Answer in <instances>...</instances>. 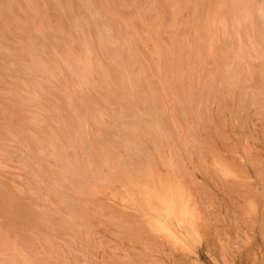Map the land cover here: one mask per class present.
Here are the masks:
<instances>
[{
    "label": "bare ground",
    "instance_id": "6f19581e",
    "mask_svg": "<svg viewBox=\"0 0 264 264\" xmlns=\"http://www.w3.org/2000/svg\"><path fill=\"white\" fill-rule=\"evenodd\" d=\"M178 30L187 38L184 66L169 56L174 53L171 49L176 47ZM227 34L235 40L234 53L238 51L244 63L248 78L244 85L237 76L242 70L237 74L234 63L225 75L228 79L223 72L218 75L221 65L212 66L210 73L209 50L217 49L226 40L221 41L222 35ZM150 41L160 49L161 64L173 68V76L164 81L161 91L164 113L152 94L153 82L150 88L151 79L147 81V72L154 73L147 70L153 61L145 67L138 53L145 52L139 44L144 47ZM124 53L132 56L134 64ZM1 56L13 69L20 70L13 62L32 67L27 71L34 76L27 79L33 86L28 88L23 80L13 83L21 88L19 95L27 93V103L34 100L32 104L38 105L42 115L36 121H30L31 116L22 119V129L29 144L37 146L38 163L55 173L58 187L52 184L46 192L39 177H27L28 171V181L22 180L25 172L20 168L13 182L4 180L2 175L14 170L0 161V264H72L71 256L77 264H93V232H75L64 223L74 212L67 208L71 195L79 201L107 195L109 184L122 185L119 192L126 196L140 198L144 193L143 208L154 226L180 243L160 219L174 220L188 232L183 220L187 194L182 181L186 174L194 182L188 164L195 165L192 161L198 158L200 169L221 183L236 177L222 162L215 167L207 163L205 151L213 152L215 147L200 133L208 126V99L224 89L213 85L216 78L209 79L216 73L217 79L223 73V84L229 88L244 89L246 106L264 108V0H0ZM138 60L140 64L135 65ZM158 67L165 74L167 67ZM35 77L48 81L45 94L38 93L40 81ZM57 98L64 101L65 108ZM3 105L15 113L18 107L25 109L11 99L6 87L0 89ZM36 113L33 110L31 115ZM178 117L183 125L174 132L169 127H174ZM32 184L44 189L41 193L47 199L41 202L34 186L29 193L27 185ZM230 184L232 192L239 190L234 181ZM95 207L98 212L88 211L105 214L106 205ZM78 219L74 215L73 223L79 224ZM122 260L118 263L130 264Z\"/></svg>",
    "mask_w": 264,
    "mask_h": 264
},
{
    "label": "rangeland",
    "instance_id": "374dc122",
    "mask_svg": "<svg viewBox=\"0 0 264 264\" xmlns=\"http://www.w3.org/2000/svg\"><path fill=\"white\" fill-rule=\"evenodd\" d=\"M228 36V34L226 36L222 35L224 39L221 41L226 39V42L220 41L219 47L216 46V48L218 47L219 49L212 48L213 51L209 50V54L211 53V57L208 54L211 58V60H209L210 65L213 64L211 67L215 66V68L221 65V68H217L218 75L223 72L224 79H228L226 74L232 70V68L229 69V67H233L235 64L236 67L233 69L237 71V74L242 70V72L239 73L241 75L238 74L237 76L240 77L238 78L242 81V85H244L246 80H248V78H246V73L243 72L244 63L239 53H237L238 51L235 50L234 53L233 42H235V40L231 35L230 38H228ZM185 39L187 38L181 36L178 30L176 37L177 48H172L171 50H174V53H170L171 55H169L171 58L173 57V62L179 64V66H184L187 62L183 46L186 44L184 41ZM231 39L233 44L229 42ZM168 43L171 44L172 41ZM222 43H225L223 46L227 49L226 52L222 51ZM139 48H141L140 51L145 49L144 51L146 52H144L146 55L145 58L143 52V55L138 52L139 56H141L140 60L143 57L141 61H144V65L153 61V63L151 62L149 64V67L145 65L148 71H152L153 69L154 73L153 71L152 73L155 74L153 76L151 72H147V81L151 79L149 83L153 82V87L151 83L149 86L150 88L152 87V94H155L154 96L155 99H157L158 108L161 113H164L166 105L163 99L160 98L162 96L161 91L164 81H167L168 77L173 76V68L167 65L168 63L165 65L161 64L162 60L159 59L160 49L158 47L156 48L153 41L148 43L144 42V47L140 43ZM224 48L223 50H225ZM156 49H158V51ZM175 49L178 50L175 52ZM150 50L152 51L150 52ZM217 50L218 52L221 51L220 53H222L223 56L222 59L221 54L218 53ZM213 52L220 54L221 57ZM236 53L238 55H236ZM124 55L129 58L131 64H134L132 56L125 53ZM148 55L150 57H148ZM228 55L230 58H227L230 61L232 60L231 62L225 58ZM3 57L4 56L0 57V89L2 90L3 87H6L8 94L11 95V99L16 100L25 109H20L17 106L18 110L15 113L9 110L7 106L5 108V105L0 106V161H6V164L14 170L10 172L11 175L5 174L2 176L4 180L13 182L15 177H18V172L16 171H18L19 168L24 169L25 175H23L22 180H26L27 177L32 176L34 178L39 177L40 180L38 179V181H41V187L43 186L42 188H45L47 192L50 190L52 184L53 187H58L56 183L57 180L55 179L56 175L48 167L41 166L38 163L36 160L37 156L35 155L37 146L35 143L33 145L29 144L22 129V119L31 116L29 118L30 121L40 120L39 115H42V112H38L39 108L37 104H32L34 100H30V104L27 103V93L19 95L17 92H19L21 88L13 83V80L21 82L23 80L27 81L26 86L28 88L33 86V82L27 79H32L34 76L27 71V69L32 70V67L30 64L23 63L24 68L20 64H16L17 62H13V64L20 67V70L13 69L11 66L7 65L8 63L6 64L3 62ZM146 57L149 59L147 60ZM216 58L218 59L216 60ZM224 58L229 62L228 64L225 63L226 61H224ZM214 59L217 61L215 65ZM220 60L222 61L220 62ZM221 63H225L223 64L225 65L223 66L224 70ZM136 64L139 65L140 61L138 60V63L136 62L135 65ZM158 66L167 67L165 74L164 72H160ZM5 70H8L7 73ZM213 70L214 67H212L210 73ZM216 74H211L212 76H210L212 78H209L208 75L206 80H208V78L211 80L216 78L214 79L216 82H214L213 85L217 83L215 87L221 90L224 89L220 91V93H214L208 99L207 108L209 120L206 121L208 126L200 134L209 142L212 141V147H215L213 152L205 151L207 163L215 167L218 165V162H222L228 171L231 170L236 173V177L229 180V182L221 183L219 178L217 179L215 176L211 178L205 171L200 169L198 158L195 157V160L192 161L195 165L188 164L189 172L194 180V182H190L186 174L182 179V181L185 182L187 194L186 213L183 220L185 221V226L189 228L188 232L178 227V224L174 220H167L163 216L160 219L171 233L180 240V243H175V241L168 239L166 234L154 226L150 218L151 215L146 213L143 208L144 198L146 197L144 193H141L140 198H135L130 195L126 196L119 192L120 189H123L122 185L117 184L115 187L109 184L108 187L110 189L107 195H98L89 198V200L83 197L85 200L80 201V198L76 197L75 194L74 196L71 195L73 199H69L67 208L72 209L74 212L71 213V215L73 214L72 216L70 215L72 218L64 220V223L69 224L68 226L70 229L75 232L88 233L87 229H89V232H93V236L91 237L92 242L95 244V246L91 247L93 248L92 251L95 256V258H93V264H119L118 261L120 262V259H123V262H127V259L130 264H264V108L261 105L246 106L247 101H245V96H243L245 92H241L242 89H239V87H233L235 89L232 87L229 88V85L226 83L223 84L224 79L222 78V74H220L222 79L219 76L217 79ZM44 75L42 76L44 77ZM152 76L156 80L160 79L155 81ZM201 76L205 78L204 73ZM219 79L220 81L222 80L221 84H219ZM35 80H38L37 82L40 81L39 85L36 84L38 93L40 91L41 94H45L46 88L49 87V83L47 84L48 81L44 82L42 78L37 79V77H35ZM156 83H158V85H156ZM155 85L156 87H154ZM159 85L160 87H158ZM220 85L225 86H221V88ZM157 89H160V91ZM227 89L235 90L236 93L234 91L232 92V90L228 92ZM53 90L55 94H59L56 87L53 88ZM242 91H244V89ZM61 100V98H57V101L61 102L57 103L61 104L63 107L66 106L64 101L62 100V102ZM43 101L47 100L43 99ZM54 106L57 108L58 105L54 104ZM33 110L37 111L36 114H33L34 116L36 115L35 117L31 115ZM177 114L179 115V113H176V115ZM65 115L68 118L71 117L69 111H65ZM179 117L173 122L172 125L174 127L171 128L169 125L170 130L173 129L174 132L180 131L183 120ZM174 137L173 140L178 142L179 138H176V135H174ZM22 146H24V148ZM18 148H22V150H18ZM26 164L30 166V168H28ZM25 167L28 169H25ZM29 169H31V171ZM27 171L29 175H27ZM32 171L33 173H31ZM232 180L241 192H239V190L234 192L230 190L227 185L231 186L230 183L233 182ZM26 181H28V179ZM31 186L29 185L28 188L27 185L28 191L32 190V188L37 185L35 186L32 184ZM36 188L41 194V198L39 199H47L46 193H41L44 189L39 190L38 187ZM90 200L94 201L91 202ZM89 201L91 203H89ZM41 202H43V200H41ZM102 204L106 205V212L105 214H97L96 216L95 213L98 212V210L95 206ZM89 209H92L95 213L91 214L88 211ZM74 215L75 218L79 217V224L77 222H75L76 224L73 223L75 221H73ZM6 221L10 222L9 220ZM70 259L73 260L72 264H77V261H75L72 256Z\"/></svg>",
    "mask_w": 264,
    "mask_h": 264
}]
</instances>
